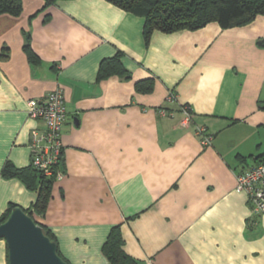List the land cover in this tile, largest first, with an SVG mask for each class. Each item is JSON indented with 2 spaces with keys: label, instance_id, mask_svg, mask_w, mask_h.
I'll return each mask as SVG.
<instances>
[{
  "label": "crops",
  "instance_id": "obj_1",
  "mask_svg": "<svg viewBox=\"0 0 264 264\" xmlns=\"http://www.w3.org/2000/svg\"><path fill=\"white\" fill-rule=\"evenodd\" d=\"M50 1L23 0L20 15H0V216L36 200L2 170L31 165L32 132L43 123L28 116V101L62 88L63 174L36 218L70 264H110L103 246L115 226L137 264H264V215L236 190L237 173L264 158V15L231 28L155 31L147 43L145 18L107 0ZM26 34L39 64L28 59ZM118 51L132 77L98 80L101 61ZM151 77L154 90L137 92ZM197 125L214 135L211 145Z\"/></svg>",
  "mask_w": 264,
  "mask_h": 264
},
{
  "label": "trees",
  "instance_id": "obj_2",
  "mask_svg": "<svg viewBox=\"0 0 264 264\" xmlns=\"http://www.w3.org/2000/svg\"><path fill=\"white\" fill-rule=\"evenodd\" d=\"M54 1V0H51ZM50 1V2H51ZM119 8L145 18L144 36L147 43L155 31L172 33L183 30H198L211 22L218 23L222 28L244 26L251 23L257 16L264 15V0H107ZM47 1V4L48 5ZM23 11V0H0V15L11 14L18 16ZM25 52L33 64H39L41 59L34 51L30 43V35L26 34ZM2 58L9 56V49L3 48ZM123 53L118 51L115 55L101 61L98 71V80L118 76L130 79L132 74L126 69L122 61ZM155 88V77L139 80L135 83V89L139 93H150ZM262 157V156H261ZM264 160L259 158L258 161ZM62 156L59 164L61 169ZM62 170V169H61ZM5 178L18 177L37 197L29 208H23L39 225L44 232L57 242L56 236L36 215H43L51 198L52 188L56 175L47 176L37 170L32 164L27 167H17L8 161L2 170ZM19 206L10 203L0 216V224L8 219L12 210ZM123 237L119 226L112 228L107 241L103 246V252L110 264H137L135 260L126 256L123 251ZM58 254L70 264L63 256L58 244ZM9 264V260H8Z\"/></svg>",
  "mask_w": 264,
  "mask_h": 264
},
{
  "label": "built area",
  "instance_id": "obj_3",
  "mask_svg": "<svg viewBox=\"0 0 264 264\" xmlns=\"http://www.w3.org/2000/svg\"><path fill=\"white\" fill-rule=\"evenodd\" d=\"M177 93L169 91L167 101L176 102ZM185 123L193 118V111L189 104L182 106ZM28 116L42 121V127L34 129L29 148L31 151V164L47 176L56 175L60 178L63 171L59 168L63 152L62 130L67 119L66 99L62 88L49 92L42 98H33L28 101ZM163 115L173 114L165 109ZM203 147L213 143L214 135L204 125L195 128ZM236 190L244 192L250 202L252 211L264 215V160L245 168L237 173Z\"/></svg>",
  "mask_w": 264,
  "mask_h": 264
},
{
  "label": "water",
  "instance_id": "obj_4",
  "mask_svg": "<svg viewBox=\"0 0 264 264\" xmlns=\"http://www.w3.org/2000/svg\"><path fill=\"white\" fill-rule=\"evenodd\" d=\"M0 239L7 243L9 264H67L57 242L21 206L0 224Z\"/></svg>",
  "mask_w": 264,
  "mask_h": 264
}]
</instances>
